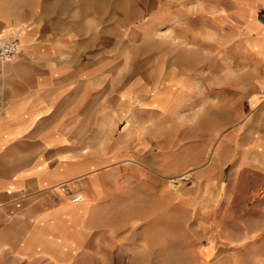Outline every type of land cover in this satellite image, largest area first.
I'll return each mask as SVG.
<instances>
[{
    "label": "rangeland",
    "instance_id": "rangeland-1",
    "mask_svg": "<svg viewBox=\"0 0 264 264\" xmlns=\"http://www.w3.org/2000/svg\"><path fill=\"white\" fill-rule=\"evenodd\" d=\"M68 3L74 60L108 66L93 225L131 236L132 264H264V68L247 52L264 56V27L229 0Z\"/></svg>",
    "mask_w": 264,
    "mask_h": 264
},
{
    "label": "crops",
    "instance_id": "crops-1",
    "mask_svg": "<svg viewBox=\"0 0 264 264\" xmlns=\"http://www.w3.org/2000/svg\"><path fill=\"white\" fill-rule=\"evenodd\" d=\"M229 3L264 27V0ZM68 8V0H0V37L16 33L21 48L14 61L0 63V264H132L135 256L132 247H122L131 236L93 225L100 194L95 179L86 177L87 155L99 152L91 148L109 130L108 66L104 59L85 65L74 60L71 30L63 15L57 17ZM219 10L212 21L226 24L229 12ZM250 39L264 47L263 31ZM247 52L264 68V56L249 46ZM254 88L257 104L264 76ZM93 130L96 142H90ZM210 160L215 166L219 159ZM204 169L210 174L213 168ZM74 195L84 200L74 203Z\"/></svg>",
    "mask_w": 264,
    "mask_h": 264
},
{
    "label": "built area",
    "instance_id": "built-area-1",
    "mask_svg": "<svg viewBox=\"0 0 264 264\" xmlns=\"http://www.w3.org/2000/svg\"><path fill=\"white\" fill-rule=\"evenodd\" d=\"M20 54V48L17 38L12 35L0 38V63L6 64L14 61ZM64 190V187H62ZM72 202H81L79 195H74L71 199Z\"/></svg>",
    "mask_w": 264,
    "mask_h": 264
}]
</instances>
